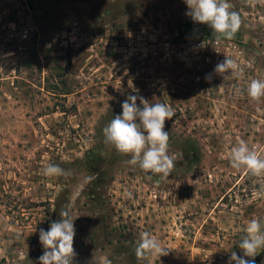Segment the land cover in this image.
<instances>
[{"label": "rangeland", "instance_id": "374dc122", "mask_svg": "<svg viewBox=\"0 0 264 264\" xmlns=\"http://www.w3.org/2000/svg\"><path fill=\"white\" fill-rule=\"evenodd\" d=\"M229 2L243 23L233 40L217 42L186 15L184 0H0L4 22L35 31L8 42L0 29V264H39L40 230L69 205L73 264L243 257L248 221L264 222V177L234 170L229 153L244 140L264 155V99L246 92L264 80V0ZM225 56L243 70L239 78L214 72ZM130 95L174 112L165 122L175 163L167 179L105 142L104 127ZM186 142L197 149L193 164ZM48 164L67 175L46 178ZM143 232L167 255L138 261ZM244 258L264 264V251Z\"/></svg>", "mask_w": 264, "mask_h": 264}, {"label": "clouds", "instance_id": "9594fccd", "mask_svg": "<svg viewBox=\"0 0 264 264\" xmlns=\"http://www.w3.org/2000/svg\"><path fill=\"white\" fill-rule=\"evenodd\" d=\"M255 6L260 0H246ZM186 13L194 23L207 25L215 35L217 42L231 41L242 26L238 12L231 10L229 0H184ZM237 61L225 56L214 72L239 78L242 74ZM210 78V77H206ZM248 98L253 102L264 99V80L252 79L246 89ZM137 100L140 105L138 106ZM174 116L172 108L165 103H149L142 96L130 95L122 103V114L115 116L103 129L105 142L114 147L121 155L130 157L127 161L139 167L144 173L167 179L175 167L173 158L168 154L169 132L165 131V122ZM230 165L234 170L245 171L253 177H264V155L250 148L246 141L239 140L230 148ZM46 178L67 175L59 165L48 164L43 168ZM257 195L264 196V187ZM71 205L60 210V220L51 223L47 231L40 230L39 240L43 246V255L39 264H73L75 257L74 237L76 235ZM239 248L243 257L232 253L234 264H255L254 258L264 251V222L253 218L244 228ZM138 261L151 256L167 255L162 243L148 232H143L135 248Z\"/></svg>", "mask_w": 264, "mask_h": 264}, {"label": "built area", "instance_id": "2783aa9c", "mask_svg": "<svg viewBox=\"0 0 264 264\" xmlns=\"http://www.w3.org/2000/svg\"><path fill=\"white\" fill-rule=\"evenodd\" d=\"M4 14H0V29L4 31L6 35V40L8 42H28L33 34L34 27L33 26H22L19 28L14 22H4L2 19L4 18ZM74 33H69V43L72 48H78L79 45H73V40L78 41L77 36H72Z\"/></svg>", "mask_w": 264, "mask_h": 264}, {"label": "trees", "instance_id": "16d2710c", "mask_svg": "<svg viewBox=\"0 0 264 264\" xmlns=\"http://www.w3.org/2000/svg\"><path fill=\"white\" fill-rule=\"evenodd\" d=\"M208 31L210 33H212V30L207 26ZM165 131H166V126H165ZM194 143L192 142H186L183 149H181L182 153L185 154V157L188 161H190V163L193 164V162H195L196 159V153H197V149L196 147L193 145Z\"/></svg>", "mask_w": 264, "mask_h": 264}]
</instances>
